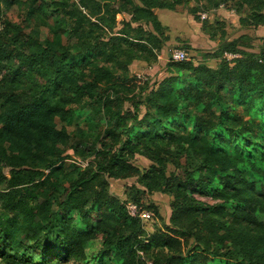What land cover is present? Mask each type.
<instances>
[{
  "label": "trees",
  "instance_id": "obj_1",
  "mask_svg": "<svg viewBox=\"0 0 264 264\" xmlns=\"http://www.w3.org/2000/svg\"><path fill=\"white\" fill-rule=\"evenodd\" d=\"M191 1L206 12L233 1L261 46L241 36L219 45L221 58L239 56L231 63L190 57L137 85L133 62L202 52L164 35L153 10L177 13L174 0H127L128 14L114 0H12L23 25L0 7V264H264V0ZM85 109L105 126L73 124ZM254 149L261 165L246 156ZM66 150L85 166L64 162ZM110 182L128 185L123 202ZM155 194L171 199L168 220L144 241L125 203ZM98 232L106 247L84 261L80 243Z\"/></svg>",
  "mask_w": 264,
  "mask_h": 264
},
{
  "label": "rangeland",
  "instance_id": "obj_2",
  "mask_svg": "<svg viewBox=\"0 0 264 264\" xmlns=\"http://www.w3.org/2000/svg\"><path fill=\"white\" fill-rule=\"evenodd\" d=\"M174 1L177 5V11H178L177 13H180V15H182V18H184L183 25L181 24V26L184 27L185 25L191 27L192 25H194V29L193 28L190 29L191 32L189 33V35L194 39V42H192L194 46L197 49H200L202 52L196 53L189 50L188 52L186 50L189 53V57H191L192 59L202 58L206 60L208 65L214 66L216 65L217 62H219L218 59L221 58L222 53L219 48L220 44L221 45L222 43L225 44L228 41H237L238 38L241 36H246L250 39L252 38V36L250 37L249 31L245 30L243 23L240 22V19L245 18L244 10L239 9L238 6L233 1L225 2L224 5H220L217 9L210 10L209 12H206L205 9H202L200 6H197V4H195L191 0H177V2L176 0ZM112 4L114 10L118 9L121 10L122 13L128 14L130 5L127 2V0H114ZM0 7L3 14L2 19L4 21H10L21 25L25 23L26 10L24 9V6H16L12 2V0H0ZM190 9L199 10L200 13L199 15L206 13L207 18L204 20H200V16H199V20L195 21L194 16L190 15L189 13ZM122 19L124 20L127 19L126 15L123 14L121 16L120 15L116 16L117 23L122 21ZM173 21L174 20L171 19L167 22L172 23ZM179 23L180 22L177 23L176 21L175 23L173 22V24H178V25ZM29 25L32 29L34 28L36 31L40 32L41 39L44 38L46 29L40 20L35 19L33 20V22L29 23ZM186 30L187 29H185V31ZM171 33L170 31H167V33L165 32L164 35L167 36L169 40H171V38L174 37L173 33L172 34ZM212 34H214L215 36L213 40L211 38ZM173 44L174 42H171V45L175 46ZM251 44L258 47L259 45L261 46L262 43L252 38ZM171 48L179 49L175 47H171ZM172 49L160 50L156 52L157 55L156 60L150 63L143 61L133 62L129 67V74H128L129 78H131V81L133 83H137V85H141L142 81H144L146 78L151 79L150 81L152 82L157 81L159 83L163 79L168 77V73L166 71V64L168 63L169 65L170 63H172L168 59V52ZM86 119L92 120L93 122H98L103 127L105 126V121L103 116L95 115L92 111L88 109L76 112L73 119V124L81 123ZM56 123L58 124V122ZM58 127H60V124H58ZM71 144L73 145V142H71ZM235 146L236 143L229 142L226 145H224V149L227 151H232L235 148ZM252 151L253 152H251L250 154H246V156L252 158V160L256 164L261 165L263 161V159L261 158V156L263 155L262 150L254 149ZM64 162L81 167L83 165L85 166L84 163H81L74 158L71 150L65 151ZM170 171H172L171 168ZM259 185H261L262 189H264V178L260 180ZM110 192L113 196L119 198L123 202L128 195V185L122 182H110ZM197 198L201 201H205L209 204H213V202L206 196H197ZM170 203H171V199L161 194H155L144 197V199L140 201V207L139 205L137 206V204L135 203L138 209L139 208L145 209L150 205H153L157 209V212L159 213L160 216L159 218L154 216L152 210L144 211L151 214L149 218L144 219L141 223L143 231L145 232L143 237L144 241H146L155 232V230H160L164 222L165 223L167 222L170 211L169 210ZM125 204L127 205V203ZM258 219L264 222V214L259 215Z\"/></svg>",
  "mask_w": 264,
  "mask_h": 264
},
{
  "label": "crops",
  "instance_id": "obj_3",
  "mask_svg": "<svg viewBox=\"0 0 264 264\" xmlns=\"http://www.w3.org/2000/svg\"><path fill=\"white\" fill-rule=\"evenodd\" d=\"M153 13L157 16V18L160 21V23L162 24V26L166 27L168 29V31H170V33L171 32L173 33L174 37L171 38V36H170V38H171L170 41H177V40L183 41V39H184V41L187 40L189 42H194V39L189 35V33L191 32L190 29L191 28L194 29V25H192L191 27L184 25V27H182L181 24L183 25L184 18H182V15H180V13L171 12V11H167V10H153ZM171 19L174 20L173 21L174 23H175V21L177 23L180 22L179 25L173 24V22L168 23L167 21H169ZM185 29H187V30L185 31ZM193 36H194V34H193ZM255 36L257 38H264V26L257 28V30L255 31ZM213 58H215V57H213ZM203 61L206 62L205 59H203ZM218 61H219V59H218ZM218 63L219 62H217L216 65ZM216 65H214V66L211 65V67H215Z\"/></svg>",
  "mask_w": 264,
  "mask_h": 264
},
{
  "label": "built area",
  "instance_id": "obj_4",
  "mask_svg": "<svg viewBox=\"0 0 264 264\" xmlns=\"http://www.w3.org/2000/svg\"><path fill=\"white\" fill-rule=\"evenodd\" d=\"M207 18V14L203 13L200 15V20H204ZM239 56L236 54H230L227 52H224L222 55V59L224 61H226L227 63H231L232 61H234L235 59H238ZM168 59L169 61H171L172 63H183V62H187L189 61L190 57H189V53L186 50L183 49H172L168 52ZM126 210L129 214V216L133 217V218H139L141 220V222L146 219L149 218L151 216L150 213L144 212V211H139V209L137 208V206L133 203H128L126 205Z\"/></svg>",
  "mask_w": 264,
  "mask_h": 264
},
{
  "label": "clouds",
  "instance_id": "obj_5",
  "mask_svg": "<svg viewBox=\"0 0 264 264\" xmlns=\"http://www.w3.org/2000/svg\"><path fill=\"white\" fill-rule=\"evenodd\" d=\"M74 229L82 230L85 225L77 215L74 225ZM106 247V238L102 232L94 234L92 237L81 241L79 250L84 261L91 262L93 257L103 251Z\"/></svg>",
  "mask_w": 264,
  "mask_h": 264
}]
</instances>
